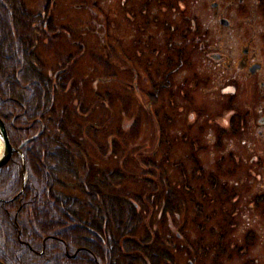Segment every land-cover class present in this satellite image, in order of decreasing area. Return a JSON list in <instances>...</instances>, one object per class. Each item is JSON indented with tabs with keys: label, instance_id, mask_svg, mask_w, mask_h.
Listing matches in <instances>:
<instances>
[{
	"label": "trees",
	"instance_id": "obj_1",
	"mask_svg": "<svg viewBox=\"0 0 264 264\" xmlns=\"http://www.w3.org/2000/svg\"><path fill=\"white\" fill-rule=\"evenodd\" d=\"M21 3L22 0H0V7L5 10L0 17L3 32V36L0 35V117L14 147L33 134L36 137L21 148L27 170L25 184L22 158L17 152L0 167V264H162L164 260L174 264L172 250L162 245L163 239L172 243L178 241L176 246L188 255L186 264L192 263L194 255V259L211 256L212 264H221V257L231 256L227 254L229 248L242 256L243 264H257L255 259L246 257L255 242L251 230L242 236L241 244L230 245L228 240L235 224L232 213L238 207L235 186L219 179V175L225 178L234 172L230 166L224 168L223 156L213 170L202 166L193 148L185 153V161L174 160L166 148L153 154L158 160L143 158L136 166V173L126 169L132 174L128 176L141 184L140 191L127 192L129 199L111 192L104 195L97 184L99 180L102 185L103 178L107 177L121 183L119 179L124 180L126 176L115 166L104 171L91 166L92 181L87 178L76 186L61 178L79 177L74 147L81 144L83 119L75 117L79 112L70 109L69 104L55 111L53 94H59L64 86L60 90L53 89V94L46 90L44 112L40 104L41 90L26 87V76H33L35 72L26 61L25 46L20 38L21 33H26L28 17ZM12 16L18 22L13 21ZM191 18L185 26L186 38L192 31L188 24L191 20L195 21V32L201 33L200 22L195 16ZM189 42L194 43L193 39ZM8 53L15 54L11 61ZM159 90L160 84H153L150 97L155 99ZM26 103L31 117L40 112L41 117L42 113L45 115L41 120H34L29 128H26L31 122L26 121ZM128 104L129 112L152 110L146 104L138 107L130 101ZM153 113L157 115L158 110ZM230 122H235V118ZM117 147L112 138L110 157L117 154ZM84 165L82 163L81 167ZM170 170H174V176ZM75 187L84 198L70 193ZM254 201L258 203L261 199ZM183 207L190 208L192 213L185 217L182 227L170 235L169 231H160L165 221H172L174 213ZM188 220L195 236L185 230ZM155 222L159 225L153 230ZM182 239L186 245L182 244ZM212 250L216 252L212 254Z\"/></svg>",
	"mask_w": 264,
	"mask_h": 264
},
{
	"label": "rangeland",
	"instance_id": "obj_2",
	"mask_svg": "<svg viewBox=\"0 0 264 264\" xmlns=\"http://www.w3.org/2000/svg\"><path fill=\"white\" fill-rule=\"evenodd\" d=\"M92 1L93 0H54L53 6V0H22L21 5L28 13V17H26V33L30 35L42 33V29L40 28L42 25L40 26L38 20L41 17H44V12L46 13V11L50 9L49 16L55 23L54 26L57 30L56 37L54 39H48L50 46L59 42L61 38H64L66 33L85 34L84 44L87 45V48L90 51H93L94 57L89 53H81L79 51L78 55L75 54L74 56V58H77L75 60L78 62L76 67L80 68L84 74L85 71L90 68L92 72L94 70V76H105L108 75V70L105 67L106 62H104L102 56L99 58L96 56L102 53L103 39H110V36H105V34L110 33L111 27L117 25L111 30V32L124 34L123 39L126 40L127 44L130 43V45L133 46L131 43V40L134 39L133 34L141 30L143 23L138 17L133 19V22H130V16L127 15L126 21L118 22L113 20L114 22L108 26V24L104 22V12H107L109 9L110 2L96 0L97 2L95 1V3H93ZM144 1L145 0H142L143 3ZM214 1L218 2L217 7L211 6V3ZM80 2H83L84 5L82 6V3ZM244 5H246V10L243 8ZM177 6L178 9L175 13H171L170 11L169 13H165L161 11L160 14L170 15L171 19L168 27L174 26V28L169 29V31L174 33L179 32L180 37L178 38H180V41H177L176 43L179 44L181 48H186L184 57L187 58V54H189L190 57L187 66L184 65L176 74H174L175 84L176 86L181 85L184 87V91H187L197 108L205 107L206 110V113L203 114V117L200 118L199 122H203L205 128H209L202 133L203 135L201 134L206 140L203 145L207 148L202 151L200 150L198 155L201 159L202 165L207 169L212 168L221 156L225 157L223 161L224 168L229 167L231 162L232 165L234 164L236 166L234 174L225 178L221 177V180L225 179L229 182V185L232 184L235 186L234 191L236 189L235 198H237L238 210L232 213V218L235 224L233 230H231L228 235V240L230 245L241 244L243 241L242 236L247 230H251L255 235V242L252 248H250V254L248 253L246 257L255 259L257 264H264V203L259 202L256 204L255 201L252 203L256 195L264 194V102L254 103L249 98L251 93L253 95L256 87H259L260 89L264 88V86H260V81L264 80V68L256 75L247 76V67L251 65L250 62L254 55L255 60L259 59L264 63V20L256 11L254 0H244L241 3H238L237 0H188L187 8L185 5L183 6L182 3H178ZM151 7L152 9H150L149 14L152 16L151 12H153L154 15H157L160 7L155 5ZM154 9H156V11H153ZM243 9L245 10V14L242 13L244 11ZM2 12L5 13V10L3 11L0 7V17L3 14ZM147 13L148 11L142 13V15ZM188 14H190V16H195L204 26L203 29L208 31V35H205L202 40V42H207V46H198L199 44L197 42L195 43L198 45L190 44V42L183 37V35H185V26L187 25L184 18H186L185 15L188 17ZM19 16L21 15L19 14ZM143 17L144 16H142V18ZM220 17H227L230 20V25L228 27L222 26L219 23ZM12 20L18 22L13 16ZM21 21H23L22 18ZM118 23L121 25H118ZM177 23L180 25L178 30H175ZM62 26L64 28H62ZM158 26L159 25L154 24L149 25L144 34L147 33L151 38H149V36L143 37V41L141 42L144 46L146 40L149 38L151 45H156L158 51L162 50L160 57L157 56V53H150L152 49L150 52L148 51L151 54V56H149L152 63H149L150 60L148 61L145 56L148 54L147 51H144V55L141 53L142 61L148 63L153 69L157 68V59H160L165 55L166 47V44L163 42L164 33L163 31L158 30ZM0 35L3 36L1 30ZM41 38L44 37L41 36ZM43 41L42 46L44 47ZM62 44V48H65L66 50L64 55H67L70 51H74L67 48L65 46L66 43ZM109 45H113V43H109L108 46ZM43 47L40 46L38 51H40L41 58L46 65L45 67L48 71H55L59 64L56 61L58 57L63 61L66 59V56L59 55L58 53L60 52L55 53L54 51L45 50L47 47ZM244 48L248 49L249 55L248 53H243ZM213 53H220L222 58L216 60L211 55ZM12 57H15V54L12 56H10L9 53L7 54V58L10 59V61ZM242 61L249 62L245 69L241 67ZM139 71L141 72V75L137 79L138 85L135 82L130 81L132 82L131 86L134 87L133 85L136 84L139 88L147 89L149 84L144 81L143 77L144 63H141L139 66ZM195 77H200V81L199 84L193 85L190 80ZM187 79L189 80L187 81ZM104 80L105 79L99 80L96 85ZM89 85L91 86V83H89ZM107 85L108 84H106V86L102 84L98 85V92L104 94L105 91L109 89ZM81 89L86 90L87 92L90 91L86 85ZM132 90L133 91L129 90V93L132 96L131 103L135 107H138L140 105L138 92L140 91L137 92L133 88ZM144 93L145 91L140 93L143 101ZM233 99L235 100L236 107L227 106V104ZM100 100H98V103H100ZM186 102H188V100L182 97L176 100L177 105ZM118 104L119 101L117 102L116 107H113L116 110L115 113L112 112V107H110L111 111H107L108 105H101L103 111L100 110L99 104L96 105L98 109H94L92 120L94 119L96 124L104 123L106 131L97 132V134L94 135V132L91 133L92 129H89L90 132L84 130L80 144L82 154L78 156L77 152H75L76 154L74 153V155H76L75 167H77L79 177H61L63 180L70 183L71 186H76L77 182L87 178L92 181L90 167H88L89 165H92V168L94 170L96 168L98 171L99 169L104 171L107 166H112V168H120V171L125 174L126 178L124 180L123 178H120L119 180L121 183L111 181L109 180V177L103 178L104 182L102 185L98 180L97 184L104 195L116 193L122 197H126L127 192L129 193L131 190H137L136 192L140 191L141 184L129 176L132 175L130 172H137L136 166L143 158L157 159L153 156L154 153L152 152L153 146L157 141L156 125L154 127L152 124V112L155 110H143L141 114H139V118V115L128 113L126 115L127 118H124L121 124V119L117 111V109H119V107H117ZM161 105L162 103L158 102V106L160 107ZM165 107L171 111L168 103L165 104ZM247 109H250L251 111L250 119H248L249 123L244 133L241 131L239 132L235 126V122L231 123L230 119L235 113L244 115V110ZM173 110L176 112L178 122L171 127V130H167V132L170 137L173 135L181 136L184 133L182 131L185 130V127L192 124L194 119L196 123L197 115H194L192 110H180L177 106H175ZM108 113H110V115H108ZM137 121L141 122V128H139L138 125L136 131L135 127ZM214 125H216V129H218L217 134H222L223 140L222 144L219 145L222 147L219 148L218 151H215L216 148L213 146L215 140L214 132L216 131L214 129L213 131H209L210 127L213 128L212 126ZM194 130L195 127H192V129L187 128V133H192ZM110 132L113 134V140L118 144V151H116L117 155L114 158L108 160L106 152L108 151V134H111ZM94 136L98 137L100 141L99 143L102 144V148L97 146L98 143H95ZM158 145H160V141H158ZM196 147H198V145H196ZM74 148L78 149L77 147ZM158 149L160 148L157 147V150ZM186 149H188V147L182 148L181 146H178L175 154L173 153V159H179V156L177 155L186 152ZM229 153L234 156L233 160L229 157ZM157 154H159V152ZM184 155L181 157H184ZM82 163H85V165L81 167ZM121 163L122 166L120 165ZM87 167L89 168V174L86 176ZM170 173L173 176L175 175L174 170H170ZM70 193L77 194L78 197H85L80 194L78 187L70 189ZM126 198L129 199L128 196ZM261 198L263 201L264 197L262 196ZM232 200H230L229 203ZM175 201L177 200L175 199L174 202ZM226 205H228V202ZM191 213L190 208L186 209L184 207L179 212L176 211L172 221H165L162 229L160 228V231H169L170 235L178 228L182 227L185 217L190 216ZM216 218L218 220L220 219L218 216ZM185 224V230L189 232L190 236H195L194 229L191 227L192 224L189 220ZM158 225V222L153 223L151 229L154 230ZM177 243L178 241L172 243V241H167L166 239L162 240V245L172 250L175 258L174 264H186L188 261V255L183 249H179V247L176 246ZM182 244L186 245V242H184L183 239ZM215 252L216 250H212V254ZM229 253L231 255L230 257H227L226 255L221 257V264H243L240 259L242 256L239 257L236 252L231 251V248L228 249L227 254ZM243 256L245 257V255ZM194 258L195 255L191 260V264H212L211 256L206 259L200 257L197 259ZM162 264H171V262L164 260L162 261Z\"/></svg>",
	"mask_w": 264,
	"mask_h": 264
},
{
	"label": "flooded vegetation",
	"instance_id": "obj_3",
	"mask_svg": "<svg viewBox=\"0 0 264 264\" xmlns=\"http://www.w3.org/2000/svg\"><path fill=\"white\" fill-rule=\"evenodd\" d=\"M95 1L96 0H93L92 2L95 3ZM105 1L110 2L109 9L107 10V12H104V19H105L104 22L108 24V26H110L112 22H114L113 20H116L118 22L126 21L127 15L130 16V19H131L129 20L130 22H133V19L138 17L141 19V22L143 23L141 30L133 34L134 39L131 40V43L133 44V46L130 45V43L127 44L126 40L123 39L124 34H120L117 32H111V30H113L117 25L111 27L110 33L105 34V36L107 35L110 36V39L109 40L103 39L102 53L96 56L98 58L100 56L103 57L104 62H106L105 67L108 70L107 71L108 75L94 76L93 75L94 70L92 72L90 68H88L84 74V72H82L80 68L76 67V65H78V62L75 60L77 58H74V56L75 54L78 55L79 51L81 53H89L92 57H94L93 51L92 50L90 51L87 48V45L84 44L85 34L83 35L82 33H70V32L66 33V36L64 38H61L59 42H56L52 46H50L48 39H54L56 37V31H57L54 26L55 23L52 21L51 17L49 16L50 9L47 10L46 13L44 12V17H41L38 20L40 23V26L42 25L40 27L42 29L41 34L30 35L28 33H24L20 35V38H22V41L25 46L23 48V52L25 53L26 61L33 68L35 72V75L33 76L31 75L26 76V87L30 88L31 86H33L41 90L42 99H43L40 102V104L43 105V108L41 110L43 112L46 111L44 107V102L46 101V90L49 89L50 94H51L53 89L57 88L60 90V87L64 86V90L59 91V94L54 95L52 93L55 99V102H56L55 111L59 112L63 104H67V105L69 104L70 109H72L73 111L78 110L79 115L77 114L75 117L76 118L81 117L83 119L82 124H83L84 130L90 132L89 129H92L91 133L94 132V135H96L97 132L106 131L105 130L106 126H104V123L96 124L94 119L92 120L93 111L95 108H97L96 107L97 104H99L101 111H103V108L101 105H108L107 111H111L110 107H112V110H113L112 112L115 113L116 110L113 107H116V104L119 101V104L117 105L119 109H117V111L121 119L120 120L121 124H122V120L124 118L125 119L127 118L126 115L128 113L132 115L141 114L142 111L139 112L137 109H136L137 111L135 112H131V111L129 112L128 110V106H129L128 101L131 102V98H132V96L129 93V90L133 91L132 90L133 88L137 92L140 91L138 92L139 97H140V100H139L140 104L141 103L146 104V106L149 105V108H151L152 110L153 108H155V110H158L157 115L155 113L152 114V124L154 127L156 125V130H157V141L152 149V152L155 155H157L158 152L160 153L162 150L166 148L171 151V156H173V153L175 154L176 148L178 146H181L182 148L188 147V149H186V152L190 150L191 148H193L194 151L196 152H199L200 150L202 151L203 149L207 148L206 146L203 145L204 141L206 140L202 136L203 135L202 133L205 130H208L209 128L208 129L205 128L204 123L201 121L199 122L200 118L203 117V114L206 113L205 107L197 108L194 105L193 99L189 96L187 91L186 92L184 91V87L181 85L176 86L175 81H174V74H176L180 70V68H182L184 65L187 66V62L190 61L189 54H187V58L184 57L186 48L185 47L181 48L180 45L176 43L177 41H180V38H178L180 37L179 32L174 33V32L169 31V29L174 28V26L168 27L169 21L171 19L170 15L160 14L161 11L165 13H169V11L171 13H175L176 10L178 9V6H177L178 3H182L183 6L185 5L187 8L188 0H145L144 3L142 2V0H105ZM237 1L238 3H241L244 0H237ZM80 3H82V6L84 5L83 2H80ZM213 3H215V6H212ZM254 3L256 4V11L261 15V17L264 20V0H254ZM52 5L54 6V0L52 2ZM153 5L160 7V9L157 15H154L153 12H151L152 14L151 16L149 14L150 13L149 11L150 9H152L151 6ZM211 6L217 7L218 2L217 1L212 2ZM243 8L246 10V5H244ZM245 10L242 12L243 14H245ZM147 11H148L147 14L142 15V13H146ZM153 11H156V9H154ZM142 16L144 17L142 18ZM185 16L186 18L184 19L186 20V22L192 19L190 18L192 17L190 16V14H188V17L187 15ZM221 19H226L228 21V24L227 25L222 24L220 22ZM219 23L224 27H228L230 25V20L227 17H220ZM153 24L159 25L158 30L163 31L164 33L163 42L166 44L165 55L162 56L160 59H157L156 69L151 68V66L145 61H142V58H141V56L144 55L146 51L150 52L151 49L152 50L150 53H157L158 57H160L162 53V50L158 51L156 45L155 46L151 45L150 39H149L151 38V36L147 35V33L144 34L147 31L148 26L153 25ZM188 24L192 27V31L190 32V36L188 38H186L185 35H183V37L188 39V41L193 39L194 45L199 44L198 46L200 45L207 46V42H202L205 35L206 36L208 35V31L206 29H203L204 26L200 23L201 33L199 32L200 33L199 35V33L195 32V28H194L195 21L191 20ZM118 25H121V24L118 23ZM179 25L180 24L177 23L175 30H178ZM62 28L64 27L62 26ZM41 36H43L44 38H41ZM148 36L149 38L146 40L145 45L143 46V44L141 43L143 41L142 38L148 37ZM42 41H43L44 47H47L45 50L54 51L55 53L60 52L58 53L59 55L66 56V59H64L63 61L59 59L58 57L56 61L59 64L57 65L58 68L55 71H48L47 68L45 67L46 65L44 64L43 59L41 58L40 51L38 50L40 49V46L43 47ZM195 42H197L198 44H196ZM62 43L64 44L66 43L65 46L74 51H70V53H68L67 55H64L66 50L65 48H62V45H63ZM109 43H113V45L108 46ZM190 44L192 43L190 42ZM149 52L147 55H145L148 61L150 60V56H151ZM248 52L249 51L247 48L243 49V53L247 54ZM211 55L216 60H220L222 58V55L220 53H213ZM141 63L142 64L144 63V71H143L144 81L149 84L148 85L149 87L147 89L139 88L138 86H136L137 79L141 75V72L139 71V66L141 65ZM149 63H152L151 60L149 61ZM250 63L251 65L248 66L249 62L247 61L241 62V67H243V69H245L248 66L247 67L248 77L256 75L257 73L262 71L264 68L263 61L259 59L255 60V55L253 56L252 61ZM256 64H258L259 67L256 68L254 71H251L250 68ZM101 79H105V80L99 82L96 85V83ZM188 80L189 79H187V81ZM130 81L136 83L133 85L135 88L131 86L132 82ZM199 81H200V77H195L192 80H190V82H192L193 85L199 84ZM89 83H91V86L89 85ZM155 83L160 84V90L157 92V94H155L156 96L155 99H152L150 97V94H153V84ZM100 84L105 85V86L106 84H108L107 86L109 89L106 90L104 94L99 93L97 90L98 85ZM84 85H86L90 89L89 92L81 89ZM260 86L261 87L264 86V80L260 81ZM143 91H145V93L143 94L144 101L140 94ZM181 97L188 100V102L177 105L176 100ZM249 98L254 103L255 102L263 103L264 102V88L260 89L259 87H256V90H254L253 95L251 93ZM234 99L229 104H227V106L236 107V103ZM98 100H100V103H98ZM52 101H53V98H52ZM158 102L162 103L160 107L158 106ZM166 103H168L169 107L171 108V111H169L165 107ZM175 106H177V108H180V110H184V111H186L187 109L192 110L194 115L195 114L197 115L198 123H197V118H196V123L194 119V122L192 124L187 125L185 127V130L182 131L184 133L181 136L173 135L170 137L167 130H171V127L178 122L177 121L178 117H176V112L175 110H173ZM82 108L85 110L84 112L81 111ZM34 113H37V110H35ZM38 115L31 117V113L28 111V107L26 103V121H31L28 125H26V128H29V126L32 125L34 120H41L45 118V115H43V113L41 117V112L38 113ZM108 115H110V113H108ZM250 116H251L250 109L244 110V115H240L239 113L234 114L233 117L235 118V125L239 132L241 131L244 133L246 131V127L249 123L248 119H250ZM139 117L140 115L138 116V118ZM153 119H154V122H153ZM109 125H110V122H109ZM125 125H126V122H125ZM138 125H139V128H141V122H138V121L136 122V127H135L136 131H137ZM192 127H195V130L192 133L191 132L187 133V128L192 129ZM212 127L213 128L210 127L209 131H213V129L216 131L214 132L215 140H214L213 146L216 148L215 151H218V149L222 147V146H219L220 144H222V141H223L222 134L221 133L217 134L218 129H216V125ZM95 129H98L97 132H95ZM35 135L36 134H33L32 136H29L27 138L33 137L32 140H34V138L36 137ZM108 135H109L108 151L106 152L108 157L107 156L106 157L108 158V160H110L111 158H114L117 154L114 157H110L109 153L113 149L109 148V141L112 139L113 134L111 133ZM165 140H167V142H165ZM94 141L97 144L95 139ZM158 141H160V145H158ZM191 142H193L192 146H191ZM196 145H198V147H196ZM97 146L102 148L101 143L100 144L98 143ZM157 147H159L160 149L157 150ZM77 148H78L76 149L77 152L79 151L81 152V147H77ZM184 153H182L181 155H177L176 153V155L179 156V159L177 160L185 161L186 156L184 155ZM183 155L184 157H181ZM229 157L231 159L232 158L234 159V156L231 153H229ZM216 164L209 170L211 169L213 170ZM120 165L122 166V163ZM91 166L92 165H89L88 167H91ZM88 167H87V172L89 173ZM110 167L112 166H107L106 169H110ZM230 168H233L234 171L236 170L235 169L236 166L234 164L232 165V162H231ZM205 169L207 170V168ZM219 179L221 180L220 175H219ZM262 196L264 197V194L256 195L254 199L260 198L261 199L260 202L264 203V199L262 201V198H261ZM254 199L252 203L254 202Z\"/></svg>",
	"mask_w": 264,
	"mask_h": 264
},
{
	"label": "water",
	"instance_id": "obj_4",
	"mask_svg": "<svg viewBox=\"0 0 264 264\" xmlns=\"http://www.w3.org/2000/svg\"><path fill=\"white\" fill-rule=\"evenodd\" d=\"M212 6H215V3H213ZM220 22L224 25L228 24V21L226 19H221ZM258 67H259L258 64L253 65L250 68V70L254 71ZM0 139L2 140V144H3L2 152L0 153V167L8 162V160L11 157L13 152H17L22 158V170H21V172H22V176H23V180H24V184H25V181L27 180V170L25 168V162H24V158H23V155L21 152V148L24 145H26L28 142H30L33 139V137L24 139L18 147H14L9 141L5 124L0 117ZM24 184H23L20 192L23 191Z\"/></svg>",
	"mask_w": 264,
	"mask_h": 264
},
{
	"label": "bare ground",
	"instance_id": "obj_5",
	"mask_svg": "<svg viewBox=\"0 0 264 264\" xmlns=\"http://www.w3.org/2000/svg\"><path fill=\"white\" fill-rule=\"evenodd\" d=\"M2 141L0 140V153H1V151H2Z\"/></svg>",
	"mask_w": 264,
	"mask_h": 264
}]
</instances>
